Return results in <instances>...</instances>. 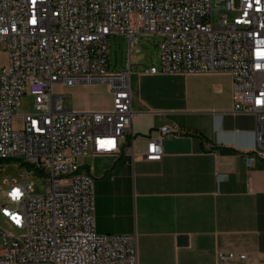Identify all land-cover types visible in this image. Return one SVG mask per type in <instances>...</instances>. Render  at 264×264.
<instances>
[{
  "label": "built area",
  "instance_id": "2783aa9c",
  "mask_svg": "<svg viewBox=\"0 0 264 264\" xmlns=\"http://www.w3.org/2000/svg\"><path fill=\"white\" fill-rule=\"evenodd\" d=\"M143 34L161 36L149 74L230 75L232 112L254 116L245 162L264 163V0H0V162L19 160L43 179L41 193L28 169L1 181L0 217L15 232L0 227V264H137L135 233L96 231L94 178L78 160L134 157L131 71L108 70V37L131 44ZM93 83L108 86L110 109H68L52 90ZM23 94L34 98L29 114L17 109ZM177 132L160 126L143 158L161 160L162 138ZM245 259L217 253L219 264Z\"/></svg>",
  "mask_w": 264,
  "mask_h": 264
},
{
  "label": "crops",
  "instance_id": "0c3cea01",
  "mask_svg": "<svg viewBox=\"0 0 264 264\" xmlns=\"http://www.w3.org/2000/svg\"><path fill=\"white\" fill-rule=\"evenodd\" d=\"M144 78L131 89L134 157L78 160L94 178L96 231L135 233L137 264H219L218 252L264 264V163L245 162L254 116L232 112L230 75ZM163 125L179 132L162 138L161 160H145L146 139Z\"/></svg>",
  "mask_w": 264,
  "mask_h": 264
},
{
  "label": "rangeland",
  "instance_id": "374dc122",
  "mask_svg": "<svg viewBox=\"0 0 264 264\" xmlns=\"http://www.w3.org/2000/svg\"><path fill=\"white\" fill-rule=\"evenodd\" d=\"M237 2V1H236ZM161 36L158 34L137 35L131 44L124 35H112L108 37L109 54L108 70L124 71L130 68L131 71V89L136 91L140 84L146 81L144 75L146 69L150 66L159 67V49L158 42ZM8 63L6 51L0 46V66ZM164 74V73H158ZM156 82V81H155ZM157 83V82H156ZM53 93L58 94L64 100V107L77 111L87 109H106L111 105V91L107 85L103 84H76L73 86H64L55 84L52 88ZM34 98L31 95L23 94L19 97L18 111L20 114H29L33 112ZM21 117L14 118V126L20 127ZM0 171V183L5 178H19L24 169L30 172L29 180L34 184V193H41L43 190L42 176L32 167L22 164L19 160H2ZM1 188H4L0 185ZM0 202L4 203L3 195H0ZM0 227L9 232H15L14 229L0 217ZM3 244L0 240V250Z\"/></svg>",
  "mask_w": 264,
  "mask_h": 264
},
{
  "label": "water",
  "instance_id": "95a60500",
  "mask_svg": "<svg viewBox=\"0 0 264 264\" xmlns=\"http://www.w3.org/2000/svg\"><path fill=\"white\" fill-rule=\"evenodd\" d=\"M181 240H182V241H185V237H182Z\"/></svg>",
  "mask_w": 264,
  "mask_h": 264
}]
</instances>
